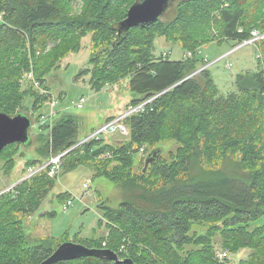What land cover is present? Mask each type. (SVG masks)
<instances>
[{"label":"trees","instance_id":"trees-1","mask_svg":"<svg viewBox=\"0 0 264 264\" xmlns=\"http://www.w3.org/2000/svg\"><path fill=\"white\" fill-rule=\"evenodd\" d=\"M138 1L0 0V112L25 113L26 100L30 117L39 112L49 98L23 87L22 76L32 72L48 90V73L79 51L87 35L84 72L93 90L127 81L128 105L154 98L124 120L129 135L119 145L99 137L75 147L77 124L58 116L47 138H35L36 158L27 155L28 146L1 150L0 183L9 186L75 147L62 158L59 177L84 168L123 192L118 207L101 208L106 236L82 245L113 250L134 264H218V251L237 260L247 251L237 264H264V39L253 44L255 68L237 73L229 92L218 90L208 69L190 76L208 63L201 47L229 44L230 51L252 30L264 34V0H173L157 22L118 35ZM157 39L191 56L156 55ZM158 147L162 154L143 172L145 157ZM142 148L146 155L136 158ZM56 181L43 170L8 192L0 188V264H38L54 251L28 246L23 221ZM60 264L116 263L90 257Z\"/></svg>","mask_w":264,"mask_h":264},{"label":"rangeland","instance_id":"rangeland-1","mask_svg":"<svg viewBox=\"0 0 264 264\" xmlns=\"http://www.w3.org/2000/svg\"><path fill=\"white\" fill-rule=\"evenodd\" d=\"M89 37L87 35L82 39L79 51L67 53L60 60L58 66L52 69L45 78L46 87L56 101L54 112L57 114L55 118L58 116L70 117L78 126L79 141L90 136L97 128L99 129L104 122L109 121L108 118L121 116L125 112L126 106L133 99L127 88V81H122L112 86H105L99 92L93 90L90 82V73L84 72L85 69L90 68L88 65L90 56ZM161 41L163 39H157L156 41V55L170 52L171 59L179 60L185 53L178 44L165 43L163 46V44L160 45ZM230 48L229 44L221 46L210 44L201 47L199 55L205 57L208 63L201 66L190 76L192 77L208 69L221 93L231 91L237 73L255 68V50L253 44L239 45L228 51ZM189 57L187 56L185 59ZM23 84V87L30 86L27 82H23ZM81 98L84 102L80 104L81 107L78 109L77 105ZM49 101L50 99L32 117H30L29 110L30 100H26L22 105V108L23 106L25 107V113L22 114L30 115L29 117L33 123V127L30 128V136L34 137L33 142H30L31 145L29 144L30 146L26 148V151L23 150L31 158L37 157L36 146L39 145V142L35 138L38 136L47 138L48 135L46 130L40 133L39 124L35 119L38 116L48 114L50 110ZM102 137L106 140L114 141V144L117 145L121 144L124 139L119 134H107ZM171 146L172 142L165 144V147L170 148ZM145 155L146 153L140 149L138 154H136V158L139 156L143 158ZM23 180L22 178L6 187L5 185L8 184V181L5 180V185L0 183V188L2 187V190L6 192L7 188L12 189ZM83 185H86V188ZM64 192L71 193L69 200H72V205L68 208L63 206L65 201H60L57 198L58 194ZM122 195V189L116 184L103 178L93 179L91 172L84 168H77L71 173H64L60 177L58 176L53 190L47 195L37 212L23 221L28 246L43 245L48 249H56L63 242L86 244V240H98L102 236H106V223L100 220L102 217L101 208L103 206L118 207L123 201ZM242 252L247 253V251ZM242 252L238 253L240 258L238 260L235 257L227 259L229 264H237L241 258L247 256V254ZM215 261L218 264L224 262L216 258Z\"/></svg>","mask_w":264,"mask_h":264},{"label":"water","instance_id":"water-1","mask_svg":"<svg viewBox=\"0 0 264 264\" xmlns=\"http://www.w3.org/2000/svg\"><path fill=\"white\" fill-rule=\"evenodd\" d=\"M172 1L140 0L133 3L127 10L125 19L118 24V35L132 28L145 27L157 22L163 17ZM32 124V119L25 114L18 113L10 117L4 112H0V152L3 148L12 144L30 146L32 143V136H30ZM162 152L163 149L158 147L145 157L143 172L146 171L149 163L160 156ZM27 178L26 176L23 179ZM90 257L116 264H134L129 258L120 260L119 255L113 250L89 248L82 244L71 242L61 243L38 264H58Z\"/></svg>","mask_w":264,"mask_h":264},{"label":"built area","instance_id":"built-area-1","mask_svg":"<svg viewBox=\"0 0 264 264\" xmlns=\"http://www.w3.org/2000/svg\"><path fill=\"white\" fill-rule=\"evenodd\" d=\"M263 39H264V34H260L258 31L253 30L250 33V38L247 41L243 42L241 45L254 44V43L261 41ZM187 56H191V54L185 53L184 57L186 58ZM20 81L22 84H23V82H27L28 84H31L32 87L37 90V92L40 96H48L49 95L47 90L42 88V86L39 84V82L34 79L32 72H30V71L26 72L22 76ZM153 99L154 98L145 99L136 105L128 106L126 108L125 112L121 116L109 119V121H107L103 125H101L99 127V129L97 128L98 130L96 129L95 131H93L90 136L86 137L84 140L79 142L75 147L81 146L82 144H84L86 142H90L91 140L98 139L99 137H102L103 135H107V134H109V135L119 134L122 137H127L129 134V131H128V127L124 124V120L131 115H135V114H138L139 112H141L145 108V106L148 105ZM83 102H84V100L81 98L79 100L77 107L80 108L81 107L80 104H82ZM55 104H56V102L52 99L50 102V110H49L48 114L41 117L39 120V123H38L39 127H43L45 125H48L49 128L51 129L52 119L55 115V112H54ZM75 147L69 149L66 152H62L56 156H51L44 164H42L41 166H39L37 168L32 169L29 172L27 177H30L34 174H37V173L45 170L47 172L49 178L58 179L59 168H60L62 158L68 152L73 150ZM141 151H143V150L141 149ZM83 187L86 188V185H83ZM12 189L7 188L5 191L8 192ZM71 205H72V200H68L64 203L63 206H64V208H68ZM122 251H123V247L119 250V252H122ZM215 257L219 261H224V260L229 258V254L226 251H218V252H216Z\"/></svg>","mask_w":264,"mask_h":264},{"label":"bare ground","instance_id":"bare-ground-1","mask_svg":"<svg viewBox=\"0 0 264 264\" xmlns=\"http://www.w3.org/2000/svg\"><path fill=\"white\" fill-rule=\"evenodd\" d=\"M77 147H79V146H77Z\"/></svg>","mask_w":264,"mask_h":264},{"label":"crops","instance_id":"crops-1","mask_svg":"<svg viewBox=\"0 0 264 264\" xmlns=\"http://www.w3.org/2000/svg\"><path fill=\"white\" fill-rule=\"evenodd\" d=\"M114 142V141H113Z\"/></svg>","mask_w":264,"mask_h":264}]
</instances>
